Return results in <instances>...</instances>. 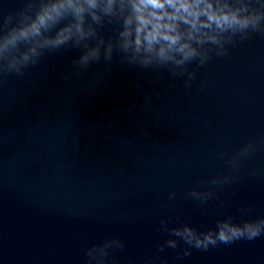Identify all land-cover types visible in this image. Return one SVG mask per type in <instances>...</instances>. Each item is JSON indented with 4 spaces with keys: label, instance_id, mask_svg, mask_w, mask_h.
<instances>
[{
    "label": "water",
    "instance_id": "95a60500",
    "mask_svg": "<svg viewBox=\"0 0 264 264\" xmlns=\"http://www.w3.org/2000/svg\"><path fill=\"white\" fill-rule=\"evenodd\" d=\"M23 6L0 0V17ZM79 55L45 53L23 75L0 79V264H85V250L108 236L125 241L116 264H141L168 238L156 231L161 219L215 227L219 201L205 213L186 193L227 174L221 152L264 135L258 34L227 57L190 65V87L186 76L122 64L117 53L78 71ZM239 172L235 195L220 193L223 215L238 223L264 216V148ZM249 203L252 212L240 216L237 208ZM160 256L167 264H264V236L191 249L182 259L170 248Z\"/></svg>",
    "mask_w": 264,
    "mask_h": 264
},
{
    "label": "clouds",
    "instance_id": "9594fccd",
    "mask_svg": "<svg viewBox=\"0 0 264 264\" xmlns=\"http://www.w3.org/2000/svg\"><path fill=\"white\" fill-rule=\"evenodd\" d=\"M107 25L112 34L106 36L102 29ZM254 34L264 37V0H24L23 8L0 17V79L23 75L45 53L75 48L81 50L73 60L78 71L101 60L107 64L117 53L122 64L167 70L173 78L186 76L184 85L190 87L196 68L214 56L227 57L230 47ZM190 65L196 68L189 70ZM262 148L264 135L232 153L221 152L227 174L198 180L199 187L191 188L186 197L205 213L209 201H219L216 212L222 218L207 229L188 222L170 227L171 218L161 219L156 231L168 238L141 264H167L160 256L165 248L176 250L182 259L191 249L208 251L264 236V216L235 222L233 216L223 215L227 202L220 198L226 189L235 195L232 186L242 180V163ZM257 174L255 169L249 173ZM174 197L169 194V199ZM253 208L249 203L237 212L248 216ZM125 246L120 237L108 236L85 250V264H116L114 253Z\"/></svg>",
    "mask_w": 264,
    "mask_h": 264
}]
</instances>
